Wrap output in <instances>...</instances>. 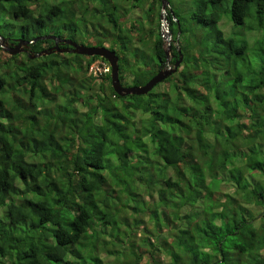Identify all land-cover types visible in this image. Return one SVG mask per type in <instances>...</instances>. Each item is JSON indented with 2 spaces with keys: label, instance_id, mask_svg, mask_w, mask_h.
Here are the masks:
<instances>
[{
  "label": "trees",
  "instance_id": "1",
  "mask_svg": "<svg viewBox=\"0 0 264 264\" xmlns=\"http://www.w3.org/2000/svg\"><path fill=\"white\" fill-rule=\"evenodd\" d=\"M161 6L0 0V34L107 43L140 85L166 64ZM227 15L260 36L226 35ZM168 21L184 60L141 95L89 72L104 57H30L55 40L0 47V264H264V0H189Z\"/></svg>",
  "mask_w": 264,
  "mask_h": 264
},
{
  "label": "water",
  "instance_id": "2",
  "mask_svg": "<svg viewBox=\"0 0 264 264\" xmlns=\"http://www.w3.org/2000/svg\"><path fill=\"white\" fill-rule=\"evenodd\" d=\"M168 0H162V11L165 10L166 3ZM169 40V46L166 50L167 54V62L168 67L160 69L152 78L148 80L143 85H137V86H124L120 80L119 77V57L116 55L115 51L111 50L107 46L103 45H86L83 43H79L73 39H62L61 37L57 36L56 34H46L39 37H36L32 40H27L24 38L17 39V44H9L6 37L0 35V47L7 53L11 55H16L21 52H26L27 47L30 43H34L35 41L39 39H52L55 40L54 46H52L50 49H46L40 53L37 54H30L31 58H34L35 56H40L42 54H48L52 52H72L77 54H83V55H89L94 56L98 55L101 57H104L108 60V62L111 65V82L113 85V88L115 92L121 96H125L128 94H146L149 92L152 88H154L158 83L163 81L167 76H169L171 73L175 72L178 69V66L180 65L183 54L180 53L179 60L175 62L174 67L172 68L171 65H169V56H170V46H171V38L172 34L171 32L168 35ZM59 42H65L67 44L66 47H60ZM71 46V47H70Z\"/></svg>",
  "mask_w": 264,
  "mask_h": 264
},
{
  "label": "rangeland",
  "instance_id": "3",
  "mask_svg": "<svg viewBox=\"0 0 264 264\" xmlns=\"http://www.w3.org/2000/svg\"><path fill=\"white\" fill-rule=\"evenodd\" d=\"M171 1H172V5L174 7H176L178 4H181V3L182 4H186V5L189 4V0H171ZM187 9L188 8H185V10H187ZM221 27L224 30V32L226 33V35L230 34V35L238 36L239 38L246 37L250 41V43H253L254 40L258 36H260V32L259 31H256V30H253V31L243 30L244 29L243 26L233 24L231 22V19H230L229 15H227V17L224 18V20H223V22L221 24ZM163 31H165V29ZM77 37H78V41L77 42H79V43H84L86 45H93V43H96L95 41H89L88 39H83L82 38L83 36H81V35H78ZM15 39H17V38H15ZM80 41H83V42H80ZM105 45L108 46L107 43ZM126 85H129V84H126ZM226 188H228L227 190H231V188L229 186L228 187L226 186ZM3 211H4V209L1 210V215L2 216H3V214H2Z\"/></svg>",
  "mask_w": 264,
  "mask_h": 264
},
{
  "label": "clouds",
  "instance_id": "4",
  "mask_svg": "<svg viewBox=\"0 0 264 264\" xmlns=\"http://www.w3.org/2000/svg\"><path fill=\"white\" fill-rule=\"evenodd\" d=\"M171 5V6H170ZM170 7H172V1L171 0H168V2L166 3V7H165V10L164 11H162V6H161V14H160V20H161V31H162V37L164 38V41H165V53H166V50H167V48H168V46H169V40H168V35H169V33L171 32V30H170V28H169V24H170V22L168 21V13H169V9H170ZM165 29V31H163L164 29ZM166 33V34H165ZM172 34V33H171ZM1 35V34H0ZM3 36V35H2ZM58 36V35H57ZM7 39V38H6ZM19 39V38H18ZM7 41L9 42V44H12V43H10V41L7 39ZM16 41H18L17 39H16ZM167 42V43H166ZM18 43V42H17ZM171 45H172V38H171ZM106 46V45H105ZM108 47V46H107ZM27 50H28V47H27ZM169 52H170V56H169V59H170V61H169V65H171L172 66V68L174 67V65H175V63L174 64H172L171 63V59H172V54H171V46H170V49H169ZM179 52H180V50H179ZM181 53V52H180ZM183 54V53H182ZM179 57H180V54H179ZM179 60V59H178ZM184 60V54H183V59H182V61ZM181 61V62H182ZM176 62V61H175ZM180 65H181V63H180ZM180 65L178 66V67H180ZM92 66H100V67H102V68H108V70H103V71H101V72H97V73H94V71L93 70H91V67ZM168 67V62H167V54H166V64H165V66H163L162 68H167ZM161 68V69H162ZM159 71V70H158ZM157 71V72H158ZM89 72H91V73H93L94 75H98V74H102V73H106V72H111V65H110V63L109 62H106V61H103V60H100V59H98V60H95L91 65H90V68H89ZM156 72V73H157ZM155 73V74H156ZM154 74V75H155ZM153 75V76H154ZM152 76V77H153ZM151 77V78H152ZM148 82V81H147ZM145 84V83H144ZM140 85H143V84H140ZM129 86V85H128ZM130 86H137V85H130ZM226 188V187H225ZM226 189H228V188H226ZM232 189V188H231ZM228 191V190H227ZM1 213V212H0Z\"/></svg>",
  "mask_w": 264,
  "mask_h": 264
},
{
  "label": "built area",
  "instance_id": "5",
  "mask_svg": "<svg viewBox=\"0 0 264 264\" xmlns=\"http://www.w3.org/2000/svg\"><path fill=\"white\" fill-rule=\"evenodd\" d=\"M91 70H93L94 71V73H97V72H101V71H105V70H108V68H102V67H100V66H92L91 67Z\"/></svg>",
  "mask_w": 264,
  "mask_h": 264
},
{
  "label": "flooded vegetation",
  "instance_id": "6",
  "mask_svg": "<svg viewBox=\"0 0 264 264\" xmlns=\"http://www.w3.org/2000/svg\"><path fill=\"white\" fill-rule=\"evenodd\" d=\"M62 39H67V38H62ZM10 43L15 45V44H17V41H16V39H14V41H10ZM59 44H60L61 47H66L67 46V44L65 42H59Z\"/></svg>",
  "mask_w": 264,
  "mask_h": 264
}]
</instances>
